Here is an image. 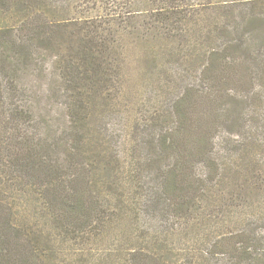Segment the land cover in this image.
Returning a JSON list of instances; mask_svg holds the SVG:
<instances>
[{
  "label": "trees",
  "instance_id": "obj_1",
  "mask_svg": "<svg viewBox=\"0 0 264 264\" xmlns=\"http://www.w3.org/2000/svg\"><path fill=\"white\" fill-rule=\"evenodd\" d=\"M69 1L0 0V264H51L57 250L42 223L86 242L135 214L130 201L137 195L155 193L164 220L179 223L168 227L172 235L199 216L220 223L233 205H246L242 199L252 206L264 185L261 160L244 156L240 144V162L229 167L225 141L215 147L213 134L225 122L230 68L243 62L250 72L264 68V61H245L241 32L245 21H264V0H250L259 10L249 15L236 12L244 0H78L83 8L71 21L57 13ZM138 41L165 42L168 62L194 55V72L191 81L181 79L183 91L155 121L144 145L132 139V150L139 144L149 152L136 155L137 148L127 157L116 149L114 136L89 123L98 100H112L124 87L126 45ZM42 52L55 55L70 91L69 129L57 139L31 124L32 105L19 87L24 72L40 68ZM200 99L209 107L198 113ZM204 115L209 121L198 124ZM21 187L34 199L35 223L16 206ZM219 236L205 258L231 254L233 264H264V245L253 249L240 237L230 247ZM168 240L135 249L118 264H202L194 254L176 257Z\"/></svg>",
  "mask_w": 264,
  "mask_h": 264
},
{
  "label": "rangeland",
  "instance_id": "obj_2",
  "mask_svg": "<svg viewBox=\"0 0 264 264\" xmlns=\"http://www.w3.org/2000/svg\"><path fill=\"white\" fill-rule=\"evenodd\" d=\"M250 2L244 0V4L236 12L249 15L253 10L258 11L259 8H255ZM82 8L80 1L71 0L65 8L57 9V13L71 21L78 18ZM68 28L72 29V26ZM241 32L244 59L246 61L248 56L251 60L254 58L253 65L256 66V62L264 61V21L255 26L245 21ZM126 47L129 51L124 87L113 94L112 100H98L96 114L89 124L103 135L114 136L113 144L117 143L116 149H120L125 156L130 157L129 154L135 153L137 148L136 155L143 156L149 152V149L142 145L151 137L153 124L163 117L172 100L183 91L181 79L183 83L184 80L186 83L191 81L194 55L186 54L185 57L172 58L168 62L163 53L165 42H128ZM42 53L37 55L40 68L24 72L19 87L21 90L25 89L29 105H32L31 124H35L37 131L44 136L47 134L52 139L54 136L57 139L59 134L67 133L69 126L70 91L59 77L55 55ZM252 72L254 74H251ZM252 72L246 62L240 63L236 68H230L225 122L213 134L217 137L215 147H219L220 140L224 139L223 151L229 167L232 168L237 167L236 161L240 162V152L235 150L240 144L245 146L240 150L243 155L253 161L254 158L261 160L258 167L264 168V68ZM196 103L198 104L194 110L198 113L209 107V104L201 99ZM208 121V117L204 115L198 124L202 125ZM132 139H137L142 145L139 147V144H136L138 147L132 150ZM254 140L256 143L253 145ZM232 184L228 187L229 191L233 190ZM246 186L244 183L242 190H245ZM23 188L21 187L15 198L16 206L21 211L26 209L23 213L35 223L37 217H34V199ZM154 194L142 197L137 195L135 200L130 201V204L138 208L135 214L128 215L120 222L110 223V227L102 236H93L86 242H81V238L60 234L50 221L48 224L42 223L45 232H50L51 244L57 250V253H53L49 258V263L118 264L129 259L130 253L135 249L146 251V247H151L156 241L163 245V239L167 237V245L173 247L172 251L177 254L176 257L179 255L185 258L186 255L194 254L198 263L233 264L235 256L231 254L205 258L206 252L211 248L210 242L220 237L219 235L225 238L230 247L242 238L250 240L248 245H253V249L264 245V185L256 193V198L252 196V206L249 207V202L242 199L239 202H246V205L239 208L233 205L220 223L214 224L208 218L199 216L185 224L186 228L179 227L177 234L173 235L170 234L169 228L179 223L175 220H164ZM110 207H113V204ZM166 233L169 236H165ZM237 246L239 247V244ZM79 259L83 260L78 262Z\"/></svg>",
  "mask_w": 264,
  "mask_h": 264
}]
</instances>
